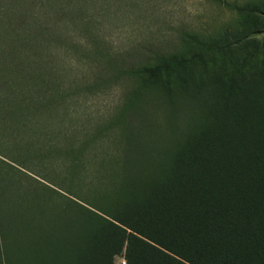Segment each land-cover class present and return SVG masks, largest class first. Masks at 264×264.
Wrapping results in <instances>:
<instances>
[{
    "label": "trees",
    "instance_id": "16d2710c",
    "mask_svg": "<svg viewBox=\"0 0 264 264\" xmlns=\"http://www.w3.org/2000/svg\"><path fill=\"white\" fill-rule=\"evenodd\" d=\"M37 5L0 0V72L21 91L38 84L31 98L44 108L56 102L41 92L53 83L40 52L52 26ZM245 6L264 12V0ZM195 42L201 53L187 60L130 71L114 128L54 140L72 195L39 182L1 191L0 264H114L123 250L125 264H264V58L252 66L230 46Z\"/></svg>",
    "mask_w": 264,
    "mask_h": 264
},
{
    "label": "rangeland",
    "instance_id": "374dc122",
    "mask_svg": "<svg viewBox=\"0 0 264 264\" xmlns=\"http://www.w3.org/2000/svg\"><path fill=\"white\" fill-rule=\"evenodd\" d=\"M221 1L237 6L229 10L220 0H46L49 5L41 11L45 0H34L39 24L49 26L51 20L52 26L51 43L48 39L47 50L46 44L40 48L51 63L53 80L41 90L42 98L56 102L49 99L44 108L38 107L31 98L38 84L22 88L29 92L23 97L19 84L9 86L6 73L0 72V194L3 189L7 197L16 194L17 181L43 183L72 195L62 183L71 172L63 168L67 154L54 153V140L63 137L67 143L72 131L80 139L96 126L111 127L134 86L129 75L133 69L171 64L166 59L171 56L187 60L201 53L203 46L195 41L211 40L219 48L230 46L234 59L261 66L264 12H248L245 3L250 0ZM241 39L245 41L239 43ZM15 79L27 82L23 76ZM151 115L157 118L158 113L150 111L142 118L148 122ZM63 147L59 141L57 148ZM124 251L114 264H120Z\"/></svg>",
    "mask_w": 264,
    "mask_h": 264
},
{
    "label": "built area",
    "instance_id": "2783aa9c",
    "mask_svg": "<svg viewBox=\"0 0 264 264\" xmlns=\"http://www.w3.org/2000/svg\"><path fill=\"white\" fill-rule=\"evenodd\" d=\"M120 264H125V259H124V258H122V259L120 260Z\"/></svg>",
    "mask_w": 264,
    "mask_h": 264
}]
</instances>
